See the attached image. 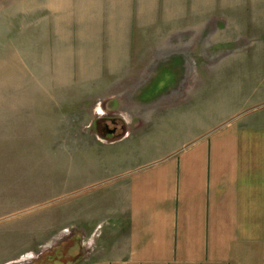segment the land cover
Listing matches in <instances>:
<instances>
[{
	"label": "rangeland",
	"instance_id": "1",
	"mask_svg": "<svg viewBox=\"0 0 264 264\" xmlns=\"http://www.w3.org/2000/svg\"><path fill=\"white\" fill-rule=\"evenodd\" d=\"M117 1L0 0V264H89L115 228L113 184L235 117L264 116L246 86L208 69L214 0H189V32L167 22L183 1H139L131 23ZM123 32L143 54L100 71L92 51ZM105 116L125 127L120 141L95 130Z\"/></svg>",
	"mask_w": 264,
	"mask_h": 264
},
{
	"label": "crops",
	"instance_id": "2",
	"mask_svg": "<svg viewBox=\"0 0 264 264\" xmlns=\"http://www.w3.org/2000/svg\"><path fill=\"white\" fill-rule=\"evenodd\" d=\"M139 1H117L114 16L131 23ZM180 1L186 13L167 22L180 21L189 32L191 0ZM213 5L215 60L208 69L217 82L229 76L230 86H246L257 97L253 102H264V0ZM198 18L201 31L204 16ZM175 35L168 33V41ZM132 36L123 32L119 46L93 50L97 68L131 69L134 54H143L132 50ZM253 112L113 184L117 203L107 216L115 228L107 229L110 237L89 264H264V116Z\"/></svg>",
	"mask_w": 264,
	"mask_h": 264
},
{
	"label": "flooded vegetation",
	"instance_id": "3",
	"mask_svg": "<svg viewBox=\"0 0 264 264\" xmlns=\"http://www.w3.org/2000/svg\"><path fill=\"white\" fill-rule=\"evenodd\" d=\"M93 126L95 130L100 129V133L102 132L104 138L107 139L113 138L115 135L122 133V137L117 139L118 141H120L126 134V132L124 133L125 127L123 125H120L115 117L113 118L111 116L99 118ZM117 140L112 142H118ZM112 142L110 143L113 144Z\"/></svg>",
	"mask_w": 264,
	"mask_h": 264
}]
</instances>
